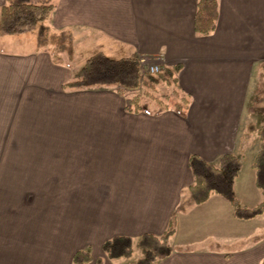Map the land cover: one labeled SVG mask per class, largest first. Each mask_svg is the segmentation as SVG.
Instances as JSON below:
<instances>
[{
    "label": "crops",
    "instance_id": "0c3cea01",
    "mask_svg": "<svg viewBox=\"0 0 264 264\" xmlns=\"http://www.w3.org/2000/svg\"><path fill=\"white\" fill-rule=\"evenodd\" d=\"M217 1L215 30L199 36L198 0H54L48 23L72 34L69 65L35 49V30L28 50L21 49L25 38L12 39L27 31L0 35V78L28 127L19 136L26 144L16 151L21 187L0 194V264H72L82 250L90 253L87 264L136 262L133 256L109 261L103 243L160 236L172 219V253L156 264H260V242L231 251H220L219 243L198 250L174 244L180 218L198 208H180L193 183L189 157L216 166L222 155H235L242 165L235 189L249 154L251 168L258 152L248 147L240 154V141L253 123L264 64V0ZM5 6L0 0V9ZM80 40L110 58L147 57L161 70L173 68L176 80L164 94L168 109L132 114L115 89H64L82 67ZM10 42L17 50L7 49ZM207 203L216 217L234 218L224 197L211 195Z\"/></svg>",
    "mask_w": 264,
    "mask_h": 264
},
{
    "label": "trees",
    "instance_id": "16d2710c",
    "mask_svg": "<svg viewBox=\"0 0 264 264\" xmlns=\"http://www.w3.org/2000/svg\"><path fill=\"white\" fill-rule=\"evenodd\" d=\"M7 6L0 9V35L12 36L25 31L35 30V49L47 53L52 62L69 65L73 58V36L69 31L54 32L48 20L55 8L54 0H5ZM218 20L217 0H198L194 17V31L199 36L211 34ZM175 70L165 68L154 78L147 75L141 79L139 61L135 58L114 59L102 52L89 56L82 67L74 74L64 89H89L105 87L115 89L124 97V110L128 113L157 115L168 109L165 95H157L152 90L153 79L164 84H173L176 80ZM144 89L138 93V89ZM129 93V94H127ZM176 89L169 95L177 99ZM256 106H264V64L260 66V81L256 92ZM185 108L186 106L183 105ZM256 134L259 140L258 152L252 163L254 186L261 193V201L252 208L239 207L234 196V183L242 165L238 158L230 153L220 157L216 166L207 163L197 155L188 159V167L193 176V183L183 192L181 209L189 210L206 203L211 195L224 197L234 208V218L253 220L264 216V123L256 128L250 123L241 137L240 150L244 151ZM175 219L170 221L166 231L160 236L143 235L137 242L132 238L116 236L105 241L102 251L109 261L130 260L134 248L142 251V258L126 264H156L172 253L170 238L174 235ZM91 260L88 250L74 254L72 264H87ZM260 264H264V257Z\"/></svg>",
    "mask_w": 264,
    "mask_h": 264
},
{
    "label": "rangeland",
    "instance_id": "374dc122",
    "mask_svg": "<svg viewBox=\"0 0 264 264\" xmlns=\"http://www.w3.org/2000/svg\"><path fill=\"white\" fill-rule=\"evenodd\" d=\"M24 38L26 40L23 41V47H21V49L28 50L29 47L34 45V32L27 31L20 36L12 37V39L20 40ZM76 44L78 51H80L77 58V63L80 64L79 66H82L88 56H91L99 50L96 47H91V42L89 44L80 40L77 41ZM7 45V49L17 50L15 43L10 42ZM96 46H98V43H96ZM1 48L0 46V49ZM83 48L86 49L83 50ZM141 58L146 61V64L143 66L139 64L141 79L143 77L145 78L147 75L155 77L157 74H147L146 72V68L153 65L149 63V58L139 57L137 60L139 61ZM158 68L160 73L161 69L160 67ZM8 87L9 85L3 83L0 78V194L17 193L18 189L21 187L17 185L15 177V167L18 162L17 158L19 157L16 151L19 150V148L17 150L19 145L26 144L24 139L19 138V136L24 135L25 131L28 129V127L24 129L25 122H22L21 119H25V116L17 112L14 94H12V91H10ZM141 87L142 88L138 89V93L143 91L145 87L144 84H142ZM151 90L157 95L164 96L170 89L168 90L166 84L160 83L155 78L153 79ZM255 100L252 110V124L255 123V127L259 129L264 123V106H256ZM26 107L27 105L24 104V108ZM258 145L259 140L257 135L254 134L248 147H251L252 150L255 151ZM244 151L240 150V154H244ZM250 156L251 154H249L248 159H246L247 162ZM246 161L243 165V174L240 176L241 180H239L238 185L234 189V196L239 201L240 208H252L261 201V193L254 186L253 170L248 166ZM247 174H249V178H247ZM243 179H249L247 187L246 184H242ZM197 207L198 208L194 211L188 212L180 218L177 227L178 234L174 244L189 246L191 249L198 250L204 248L215 249L216 243H219L220 251H231L246 247L249 243H264L263 215L253 220L245 221L232 218L231 215L227 217L218 215L219 217H216L210 212L208 203ZM140 258H142V251L138 247H135L132 261H137Z\"/></svg>",
    "mask_w": 264,
    "mask_h": 264
},
{
    "label": "built area",
    "instance_id": "2783aa9c",
    "mask_svg": "<svg viewBox=\"0 0 264 264\" xmlns=\"http://www.w3.org/2000/svg\"><path fill=\"white\" fill-rule=\"evenodd\" d=\"M139 64H140L141 66L145 65V64H146L145 59H142V58H141V59L139 60ZM146 72H147V74H156V73L159 72V68H158L157 66H153V65H151L150 67L148 66V67L146 68Z\"/></svg>",
    "mask_w": 264,
    "mask_h": 264
}]
</instances>
